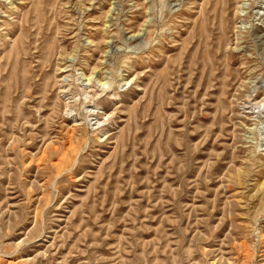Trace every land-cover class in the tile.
Here are the masks:
<instances>
[{
    "label": "rangeland",
    "instance_id": "1",
    "mask_svg": "<svg viewBox=\"0 0 264 264\" xmlns=\"http://www.w3.org/2000/svg\"><path fill=\"white\" fill-rule=\"evenodd\" d=\"M0 264H264V0H0Z\"/></svg>",
    "mask_w": 264,
    "mask_h": 264
}]
</instances>
